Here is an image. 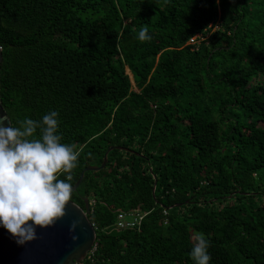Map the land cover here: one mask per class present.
Returning a JSON list of instances; mask_svg holds the SVG:
<instances>
[{
	"label": "trees",
	"instance_id": "1",
	"mask_svg": "<svg viewBox=\"0 0 264 264\" xmlns=\"http://www.w3.org/2000/svg\"><path fill=\"white\" fill-rule=\"evenodd\" d=\"M0 47L13 127L56 111L78 153L59 180L132 150L72 191L82 264H195L198 233L209 264H264V0H0Z\"/></svg>",
	"mask_w": 264,
	"mask_h": 264
},
{
	"label": "clouds",
	"instance_id": "2",
	"mask_svg": "<svg viewBox=\"0 0 264 264\" xmlns=\"http://www.w3.org/2000/svg\"><path fill=\"white\" fill-rule=\"evenodd\" d=\"M138 39L150 40L148 29H140ZM58 115L51 111L41 120L25 118L19 127L0 120V223L20 245L37 238L36 227L48 228L65 215L72 196V184L59 180L61 173H71L78 153L62 144L57 135ZM39 130V139L33 137ZM71 175L67 180H71ZM32 223H29V222ZM74 221L70 231H75ZM191 256L195 264H209L210 241L203 233Z\"/></svg>",
	"mask_w": 264,
	"mask_h": 264
},
{
	"label": "water",
	"instance_id": "3",
	"mask_svg": "<svg viewBox=\"0 0 264 264\" xmlns=\"http://www.w3.org/2000/svg\"><path fill=\"white\" fill-rule=\"evenodd\" d=\"M4 55L0 47V69ZM1 77V76H0ZM0 120L5 125L12 124L1 100L0 78ZM132 151L124 146H114L107 150L102 165L86 167L78 181L72 187L77 191L82 185L88 171H99L106 167L109 153L114 149ZM157 180L154 187V196ZM92 210L89 198H85V207L70 200L65 209V215L48 228L36 227L37 238L20 245L0 223V264H82L93 249L97 240V229L88 218ZM74 221H77L75 231H70ZM29 223H32L31 221Z\"/></svg>",
	"mask_w": 264,
	"mask_h": 264
},
{
	"label": "built area",
	"instance_id": "4",
	"mask_svg": "<svg viewBox=\"0 0 264 264\" xmlns=\"http://www.w3.org/2000/svg\"><path fill=\"white\" fill-rule=\"evenodd\" d=\"M219 29V26L215 27V30ZM204 39L202 35H197L191 39L190 43H201ZM143 214L139 211H133L129 213H121L117 218V225L119 228H132L139 224L140 219H142ZM94 227L97 229L96 225L93 223ZM97 248V244L95 243L93 249L89 253L88 256L92 255Z\"/></svg>",
	"mask_w": 264,
	"mask_h": 264
},
{
	"label": "rangeland",
	"instance_id": "5",
	"mask_svg": "<svg viewBox=\"0 0 264 264\" xmlns=\"http://www.w3.org/2000/svg\"><path fill=\"white\" fill-rule=\"evenodd\" d=\"M263 79V78H262ZM258 82H260V79H257Z\"/></svg>",
	"mask_w": 264,
	"mask_h": 264
}]
</instances>
